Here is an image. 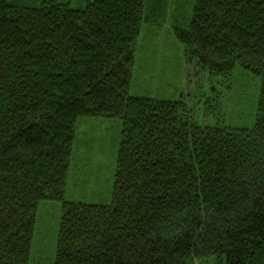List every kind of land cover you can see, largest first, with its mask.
Here are the masks:
<instances>
[{"label":"trees","instance_id":"trees-1","mask_svg":"<svg viewBox=\"0 0 264 264\" xmlns=\"http://www.w3.org/2000/svg\"><path fill=\"white\" fill-rule=\"evenodd\" d=\"M169 2L0 0V264H28L41 201L62 203L51 264H264V0H173L169 18L211 76H261L251 128L130 94L142 26ZM83 117L122 121L108 205L65 199Z\"/></svg>","mask_w":264,"mask_h":264},{"label":"rangeland","instance_id":"rangeland-1","mask_svg":"<svg viewBox=\"0 0 264 264\" xmlns=\"http://www.w3.org/2000/svg\"><path fill=\"white\" fill-rule=\"evenodd\" d=\"M84 7L89 0H66ZM158 27L144 24L135 56L130 94L158 99L182 100L192 119L200 125L251 128L257 116L261 76L237 64L227 74L213 77L190 57L179 42L170 18ZM191 10V8H190ZM122 121L104 117L79 118L70 157L65 199L108 205L112 201L116 160ZM62 203L41 201L36 212L28 264H51L56 259ZM194 264H225L224 257L211 255Z\"/></svg>","mask_w":264,"mask_h":264}]
</instances>
